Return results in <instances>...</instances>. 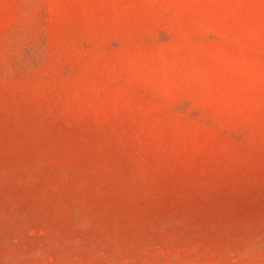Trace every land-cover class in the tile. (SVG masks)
<instances>
[{"label": "rangeland", "instance_id": "rangeland-1", "mask_svg": "<svg viewBox=\"0 0 264 264\" xmlns=\"http://www.w3.org/2000/svg\"><path fill=\"white\" fill-rule=\"evenodd\" d=\"M0 264H264V0H0Z\"/></svg>", "mask_w": 264, "mask_h": 264}]
</instances>
